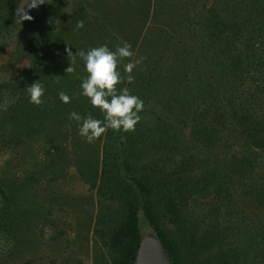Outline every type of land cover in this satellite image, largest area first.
<instances>
[{"label":"trees","instance_id":"16d2710c","mask_svg":"<svg viewBox=\"0 0 264 264\" xmlns=\"http://www.w3.org/2000/svg\"><path fill=\"white\" fill-rule=\"evenodd\" d=\"M178 1L168 0L170 12L164 19L159 11V6L164 9L160 5L163 1H154L158 8L155 19L169 23L171 28L151 27L154 29L144 38L139 39L137 32L129 40L134 50L131 60L145 59L130 73L135 77L131 83L126 79L129 73L123 71L125 79L116 87H126L144 101L141 119L134 130L109 128L92 141L101 150L100 165L95 167V174L90 172L92 186L102 194L114 195L124 210L121 223L110 230L106 242L109 260L104 264L134 263L143 222L162 238L174 264H184L163 218L182 224L185 202L193 193L208 196L207 190L216 185V167L212 169L216 163L208 150L213 148V137L227 124L240 138L243 166L251 164L254 151L264 161V0H215L204 10L191 9L192 3L183 0L182 4L188 5L185 14L178 12ZM23 2L0 0V138L20 143L21 137L28 140L43 134L51 140L64 127L78 134V122L69 117L70 112L81 116L90 113L100 119L103 114L80 94L81 78L87 73L79 55L75 56V71L65 72L70 63L66 49L75 53L101 44L111 49L118 31L106 25L105 14L110 17L104 6L99 17L86 20L84 1L83 12L79 9L74 16L60 5L61 1L46 0L36 8L25 7L32 19L21 22L16 9ZM183 16L191 20L190 24L198 19L201 30L185 25ZM78 21H83V27L77 28ZM185 31L186 37H182ZM36 80L45 87L40 105L30 103L26 91L27 85ZM60 91L69 95L68 103L59 99ZM157 108L166 115L146 119ZM177 112L181 119L183 116L180 130L173 117ZM190 120L192 132L187 135L185 126ZM194 151L202 156L197 158ZM178 153L182 158L176 162L171 157ZM195 169L196 175L187 176ZM255 191L264 205V179ZM204 192L207 195L201 194ZM101 217L97 226L105 223ZM229 230L206 237L211 244L219 243L230 239ZM241 261L224 252L218 262Z\"/></svg>","mask_w":264,"mask_h":264},{"label":"rangeland","instance_id":"374dc122","mask_svg":"<svg viewBox=\"0 0 264 264\" xmlns=\"http://www.w3.org/2000/svg\"><path fill=\"white\" fill-rule=\"evenodd\" d=\"M59 1L74 16L84 1L83 19L86 20L99 17L104 6L110 18L105 14L101 19L104 17L106 25L118 31L113 50L123 41L134 39L137 32L142 39L156 27L171 28L169 23L155 19L158 14L155 0ZM162 1L165 4L160 2V5L164 9L159 6V11L164 19L170 6L168 0ZM182 1L173 4H179L178 12L185 14L188 5ZM184 1L191 2L189 8L195 7L194 10H204L215 3V0H194L193 5V0ZM228 11L232 12L231 7ZM181 18L189 28L196 25L195 29L201 30L196 24L198 19L190 24L187 17ZM186 32L182 37H186ZM131 58H124L118 65L121 72L123 64ZM160 113L163 117L166 115L157 108V112L146 119L156 118ZM176 115H173L175 126L180 130L184 126L183 116L181 119ZM227 125L213 137V148L207 151L216 163L212 167H216V185L207 190L208 196L193 193L185 202L182 224L163 218L167 232L183 255L184 264H222L218 261L224 252L235 260L242 259L238 264H264V205L255 193L264 179V161L259 152L254 151L251 164L243 166L240 138L237 131ZM72 131L64 127L62 133L51 140L43 134L28 140L21 137L20 143L0 138V264H104L103 261L109 260L106 242L110 230L121 223L124 210L114 195L102 194L92 186L90 172L95 174V167L100 165L99 145L87 143L86 138ZM191 132L190 120L185 133L190 135ZM200 156L202 154L196 155ZM181 158L182 153L171 157L176 162ZM196 172L192 170L187 176H194ZM99 216L105 223L97 226ZM142 225V233L155 232L148 223ZM227 228L231 236L228 240L211 244L206 237L208 233L218 235L219 230Z\"/></svg>","mask_w":264,"mask_h":264},{"label":"clouds","instance_id":"9594fccd","mask_svg":"<svg viewBox=\"0 0 264 264\" xmlns=\"http://www.w3.org/2000/svg\"><path fill=\"white\" fill-rule=\"evenodd\" d=\"M46 0H27L19 9H16L17 14L24 19H32V16L25 9L36 8L45 3ZM83 27V21L77 22V28ZM69 65L65 72L75 71V56L79 55L84 64L86 76L81 78L80 89L81 95L87 97L93 107H98L103 114V119L95 118L90 113L86 116H81L78 112L72 111L69 117L78 122V134L86 138L87 142L100 138L109 128L114 131H130L134 130L135 125L141 119L139 113L143 110L144 101L135 94H132L126 87L117 89L125 77L122 76L120 65L124 58L132 57L134 51L132 44L128 41H123L115 47V50L110 49L108 45L101 44L96 47H90L86 51L84 49L73 53L70 49H66ZM145 57H140L136 60H129L123 64V71L129 73L126 79L129 83L134 80V76L130 73L136 65L140 64ZM38 80L28 84L26 91L28 93L29 102L40 105L43 103L41 97L45 93V87ZM59 99L68 103L69 95L60 91Z\"/></svg>","mask_w":264,"mask_h":264},{"label":"water","instance_id":"95a60500","mask_svg":"<svg viewBox=\"0 0 264 264\" xmlns=\"http://www.w3.org/2000/svg\"><path fill=\"white\" fill-rule=\"evenodd\" d=\"M133 264H174L172 257L156 232H145Z\"/></svg>","mask_w":264,"mask_h":264}]
</instances>
